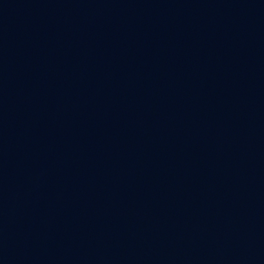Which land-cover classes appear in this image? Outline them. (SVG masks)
Segmentation results:
<instances>
[{
    "label": "water",
    "instance_id": "water-1",
    "mask_svg": "<svg viewBox=\"0 0 264 264\" xmlns=\"http://www.w3.org/2000/svg\"><path fill=\"white\" fill-rule=\"evenodd\" d=\"M0 264H264V0H0Z\"/></svg>",
    "mask_w": 264,
    "mask_h": 264
}]
</instances>
